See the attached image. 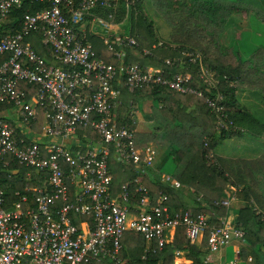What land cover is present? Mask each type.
Segmentation results:
<instances>
[{
    "label": "built area",
    "instance_id": "built-area-1",
    "mask_svg": "<svg viewBox=\"0 0 264 264\" xmlns=\"http://www.w3.org/2000/svg\"><path fill=\"white\" fill-rule=\"evenodd\" d=\"M21 1L0 0V25ZM35 1L47 6L23 14L17 31H0V55L4 56L0 61V162L5 167L1 171L7 172L6 179L15 177V170L6 167L16 160L27 168L26 181L30 172L41 178L39 186H23L35 191L32 201L17 190L13 194L18 199L10 200L8 182L0 181V264H122L120 239L125 231L142 236L144 252L153 242L162 248L179 226L191 244L207 232L208 254L233 240L241 241L243 230L227 216H220L218 225L210 224L202 213L171 212L166 194L152 200L143 178L174 188L180 184L157 171L155 150L150 145L138 147L135 129L116 120L120 89L132 93L165 86L202 97L187 85L190 74L124 63L123 46L138 42L130 35L113 34L108 20L92 12L112 6L114 0ZM132 3L126 0V9ZM88 16L103 31L102 42L116 63L96 57L86 31L78 29ZM35 36L48 49L49 58L32 46ZM163 62L170 67L174 61L167 58ZM201 74L207 85L215 87L210 74ZM20 82L36 85L27 99ZM205 100L216 128L227 129L232 122H225L221 95L216 92ZM39 110L41 123L36 131ZM135 111L131 109L130 114ZM110 159L135 173L117 191L112 189ZM232 199H222L220 204L228 206ZM178 257L183 258L179 264H192L175 251L173 259ZM222 264L244 261L233 257Z\"/></svg>",
    "mask_w": 264,
    "mask_h": 264
},
{
    "label": "trees",
    "instance_id": "trees-1",
    "mask_svg": "<svg viewBox=\"0 0 264 264\" xmlns=\"http://www.w3.org/2000/svg\"><path fill=\"white\" fill-rule=\"evenodd\" d=\"M149 3L150 11L160 17L169 28L168 37L161 39L153 20L145 8ZM110 7H97L92 12L120 23H127V33L137 42V46H123L124 63H137L141 67L150 65L164 67L167 73H189L188 86L202 93V97L193 93H180L165 86L143 87L132 93L120 89V103L116 108L117 123L134 128L135 115L131 109H137L144 120L151 122L159 130L164 142L170 147L163 150L159 166L170 160V176L179 182L178 188L170 187L157 179L143 178L151 199L166 194V204L171 212L189 210L192 214H205L210 224H219L220 216H228L229 205L220 204L226 186L238 188L237 201L241 205L236 210V225L244 232L238 251V257L244 264H264V154L254 159H231L213 153L217 142L239 134L242 128H250V121L258 122L245 108L240 107L237 91L247 90L264 97V49L263 46H246V40L238 44L245 45L247 56L240 57L230 44H222L220 38L225 27L230 25L232 14L236 10H245L253 21L264 24V10L255 8L249 0H133L126 9V0H114ZM46 2L22 0L20 5L12 6L6 20L0 25V31L13 33L19 29L20 20L25 13H34ZM264 39V25L262 27ZM243 34V33H242ZM248 39V31L244 32ZM251 38L257 39L254 35ZM95 56L105 62L116 63L112 52L106 49L102 39L96 35H87ZM89 42V41H88ZM233 43L235 41L232 40ZM35 50L46 59L49 51L39 43L38 36L31 39ZM145 48L147 53H143ZM173 58L172 66L164 64V59ZM4 59L0 55V61ZM182 64V65H180ZM183 66V67H181ZM202 71L210 74L213 82L207 85ZM168 75V74H167ZM25 98L35 91L36 85L20 82ZM218 92L221 95L220 106L225 122H232L227 129H217L214 114L207 106L205 98H211ZM145 104V107L143 106ZM41 111L37 115L34 130H39ZM136 145L144 147L153 141L154 132L134 133ZM209 151L212 156L208 158ZM4 159L10 160L5 156ZM112 189L117 191L122 183L133 178L135 173L110 159ZM3 163L0 162V181L8 182L6 192L10 200H17L15 190L26 194L33 200L35 191L24 190L23 186H39L41 178L33 172L25 180V168L16 160L9 162L6 170H15V177L6 179ZM189 190L190 197L184 195ZM260 193V194H259ZM5 195V193H4ZM264 197V196H263ZM233 206V205H232ZM197 243H189L183 227H176L172 239L158 249L153 242L150 250L142 236L133 231H125L120 239V257L122 264H173L175 251L181 252L192 264H208L204 257L205 237ZM144 255V256H143ZM143 256V257H142ZM250 260L247 261V257ZM97 264H113L106 261Z\"/></svg>",
    "mask_w": 264,
    "mask_h": 264
},
{
    "label": "rangeland",
    "instance_id": "rangeland-1",
    "mask_svg": "<svg viewBox=\"0 0 264 264\" xmlns=\"http://www.w3.org/2000/svg\"><path fill=\"white\" fill-rule=\"evenodd\" d=\"M250 4H252L256 9L259 8L264 10V0H249ZM145 8L150 11L149 3H145ZM256 17L255 13L251 12ZM150 18L153 20L158 35L161 39H166L168 37L169 28L167 24L158 16H156L152 11L148 12ZM254 18L249 15L245 10H236L235 13L232 14V19L230 25L225 27L224 34L220 38L222 44H230L234 51L239 54L240 57L245 58L247 56V51L245 49V45L238 44L244 38L247 42L245 44L248 46H263L264 49V39L262 36V27L263 23L253 21ZM125 28L127 27L126 21L124 22ZM127 31V29L125 30ZM248 31V39L244 37V32ZM243 33V34H242ZM250 35H254L257 39L251 38ZM235 41V43L232 42ZM146 50L145 48H143ZM170 59V58H169ZM173 59V58H171ZM175 61V60H173ZM182 65V64H180ZM183 67V66H181ZM237 99L239 100V105L253 117V118H261V122L258 120L257 122L250 121V128H245L241 130L239 134L234 136L224 138L221 141L217 142L213 151L217 154H228L232 156H254V154L260 153L264 150V97L259 96L257 93L252 91H238V95L236 94ZM263 105H262V104ZM134 112L136 119V128L141 129V131L146 132L154 130V141L150 142V145L156 153V157L159 160V156L163 154V150L166 152L170 150V147L164 142V139L161 137L160 132H156V129L153 125H150L148 122H140L142 120L141 113H138L137 109ZM140 112V111H139ZM159 131V130H158ZM254 143V146H252ZM253 150V151H248ZM255 151V152H254ZM155 157V159H156ZM172 169V162L170 160L165 161L160 167V171L170 175V171ZM238 188L228 189L226 192L223 191L222 199H229V197H233V200H230L229 211L234 217L236 216V210L241 205L240 201H237V197L240 195L237 193ZM192 197L194 194H187ZM233 205V206H232ZM236 220V219H235ZM236 241H231L229 244L222 247L225 250L224 256H226L222 260H227L231 256L235 255L233 249H231L230 245L237 246ZM221 248V249H222ZM183 261V258L173 259V264H179Z\"/></svg>",
    "mask_w": 264,
    "mask_h": 264
},
{
    "label": "crops",
    "instance_id": "crops-1",
    "mask_svg": "<svg viewBox=\"0 0 264 264\" xmlns=\"http://www.w3.org/2000/svg\"><path fill=\"white\" fill-rule=\"evenodd\" d=\"M94 15H96V16H98L99 18H102V19H106V18H104V17H102L101 15H98L97 13H93ZM109 18V17H108ZM112 18V15H111V17L109 18V19H107L108 20V22H109V24H110V27H109V30H110V32H112L113 34H119V35H121V34H125V33H127V31H125L126 29H127V27L125 28V26H124V22H125V20H123L122 22H120V23H116V22H114V20H110ZM78 29H80V30H85L86 31V33H87V35L89 34V36L90 35H96L97 37H99L100 39H101V36L103 35V31L100 29V27L97 25V23L95 22V21H91V18L88 16V17H86L85 19H84V21L79 25V27H78ZM88 41H89V43H91L90 42V40L88 39ZM142 50H144V49H142ZM144 51H147V50H144ZM247 91V90H246ZM236 94L238 95V91L236 92ZM262 104V103H261ZM263 105V104H262ZM143 106L145 107V104H143ZM264 106V105H263ZM138 113H140L139 112V110H138ZM260 122H261V118L259 119V118H257ZM140 122H142V123H144V122H148L150 125H153L151 122H149V121H146V120H144V119H142V120H140ZM154 126V125H153ZM240 130H243L242 128H239ZM138 132V133H148V132H154V130H152V131H147L146 132V130L145 131H141V129H138V128H136V125H135V132ZM156 132H159L158 131V129L156 130ZM156 133H154V135H155ZM154 141V140H153ZM150 142H152V141H149L146 145H148ZM252 146H254V143H252ZM248 151H253V150H249L248 149ZM255 152V151H254ZM213 153L214 154H216V155H219V156H221V157H226V158H231V159H254V158H257L258 156H260L261 154H264V150L262 151V152H260V153H257V154H254V156H244V157H239V156H232V155H228V154H217V153H215L214 151H213ZM162 156V155H161ZM161 156H159V160L157 159V157H156V159H155V163H154V167H155V169L157 170V171H159V172H161L159 169H160V166H159V163H160V157ZM164 173V172H163ZM235 187H233V186H226V188H224V192H226L228 189H234ZM189 190H187L186 192H184V195H187V194H189ZM260 194V193H259ZM188 196V195H187ZM264 196V195H263ZM261 194H260V199H262L263 200V202H264V197H263ZM233 200V199H232ZM263 209H264V206H263ZM228 216L226 217V218H228V219H231V221L232 222H234V223H236V220H235V217H234V215H232L231 213H230V211H228ZM224 216H226V215H224ZM234 241H236V240H234ZM238 244H237V246H235V245H230L231 246V249H233L234 250V252H235V255H233V256H231L229 259H227V260H222V259H224L226 256H224V253H225V250L222 248V249H220L219 251H217V252H214V253H207V256H208V260H207V263L208 264H222V263H226V262H228L229 260H232V258L233 257H236V258H239L238 257V251H239V249H240V247H242L241 245H243L241 242H239V241H236ZM224 257V258H223Z\"/></svg>",
    "mask_w": 264,
    "mask_h": 264
}]
</instances>
